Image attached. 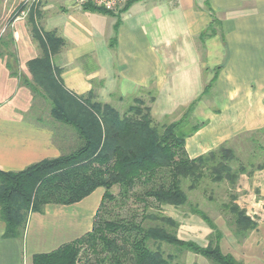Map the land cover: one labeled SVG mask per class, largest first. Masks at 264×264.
I'll use <instances>...</instances> for the list:
<instances>
[{
  "label": "crops",
  "instance_id": "1",
  "mask_svg": "<svg viewBox=\"0 0 264 264\" xmlns=\"http://www.w3.org/2000/svg\"><path fill=\"white\" fill-rule=\"evenodd\" d=\"M21 1L0 0L2 172L56 158L68 145L62 128L56 135L41 122L45 105L37 106L23 84L31 79L27 63L39 49L25 17L8 22ZM205 1L137 0L112 15L85 12L73 0H38L36 6L40 27L64 40L52 61L61 70L63 87L74 95L91 91L95 101L114 107L138 93H152L148 107L159 122L198 99L219 68L192 112L200 127L185 139V151L194 159L264 129V0H209V8ZM212 16L218 22L215 33L202 36ZM95 191L78 203L31 213L21 239L5 238L0 220V264H32L34 255L90 231L103 193ZM237 191L238 204L261 221L234 250L222 252L243 264H264V169L242 177Z\"/></svg>",
  "mask_w": 264,
  "mask_h": 264
},
{
  "label": "trees",
  "instance_id": "2",
  "mask_svg": "<svg viewBox=\"0 0 264 264\" xmlns=\"http://www.w3.org/2000/svg\"><path fill=\"white\" fill-rule=\"evenodd\" d=\"M134 1L137 0L128 2L123 10ZM205 4L209 8V0ZM36 5L23 2L8 22L25 13L39 56L27 63L31 79L23 84L33 98L40 97L46 103L41 110V122L53 128L56 135L57 128H62L68 145L56 158L18 172L0 171L3 236L21 239L31 213H42L46 205L78 203L101 188L103 193L91 230L51 252L34 255L32 264H184L180 257L185 253L202 257L209 264H243L222 252L220 229L188 197L191 192H205L206 184H225L227 201L219 207L229 218L226 225L238 244L261 221L257 213L249 215L238 204L237 189L242 177L264 169V129L243 134L194 159L188 158L185 151V139L200 127L193 122L192 112L211 90L219 68L201 96L178 111V118L166 116L163 120L168 121H155L149 107L139 98L119 113L111 104L95 101L91 91L77 96L63 87L61 70L52 59L63 48L64 40L55 31L40 27ZM81 8L85 12L113 14L91 4ZM217 23L212 16L202 36L213 35ZM114 42L113 38L111 47ZM9 69L12 76H18ZM153 100L152 95L149 102ZM66 126L73 131V147ZM242 150L248 151L245 159L240 158ZM114 187H118L116 196L112 193ZM130 200L131 208L135 204L141 207L132 209L128 217L106 207L111 203L122 207ZM166 206L188 208L190 214L198 216L210 230L206 245L178 238L179 223L163 213ZM262 211L264 214V204Z\"/></svg>",
  "mask_w": 264,
  "mask_h": 264
},
{
  "label": "rangeland",
  "instance_id": "3",
  "mask_svg": "<svg viewBox=\"0 0 264 264\" xmlns=\"http://www.w3.org/2000/svg\"><path fill=\"white\" fill-rule=\"evenodd\" d=\"M23 2L26 5L30 6L34 2L37 3L38 0H22L19 3V5L22 4ZM3 16L4 14H0V21L2 20ZM126 16L127 15L125 14L124 17L126 18ZM151 97H152V93H148L147 95L138 93V95L132 98L130 97V98L124 99L122 102L118 103L114 107L118 110L119 113H123L129 106L133 104V101L135 98H139L143 100L145 102V105L148 106L150 103L149 100ZM35 98H36V103L38 104L37 106H39V104L40 105L44 104L46 106V103L43 99H41L40 97H35ZM39 115H41V110L39 111ZM180 115L181 114H178V116L176 117L178 118ZM172 119L173 118H171V120ZM163 121H168V120L165 119L159 122H163ZM66 128L70 130V131L66 130V132H68V134L71 135V141H72L71 144L73 147L74 139H75V137L72 136L73 131L67 126ZM247 152H248L247 150L240 151L239 153L240 158L245 159ZM260 154L262 155V153ZM238 184H240V182H238ZM206 185L207 186H206L205 192H202L201 190V191H197L193 193L192 192L188 193L189 200L193 204H198L199 208L203 210L206 214H208L210 219L220 229L222 233V239L220 242L221 248L224 251L234 250V248L237 247L238 243L236 242V239L233 237L230 231V228L226 225V222L229 221L228 220L229 218L227 217V215L223 214V211L219 207L221 202L227 201V196H228L227 187L225 184H220V185L206 184ZM95 192H97L95 194L98 195L100 192L102 193L103 190L99 188ZM112 193L116 196L118 194V187L112 188ZM238 194H240V192H238ZM131 203H133L132 200L128 201V203L122 207L113 206L114 204L112 203L108 204L106 207L108 209H111L112 212L121 215L122 217H128L129 214H131L132 209L140 210V207H141V204H135L134 208H131V205H130ZM150 209H152V207ZM162 211L164 214L173 218L179 223V227L177 229L178 238L183 239V240H192V241L197 242L200 245H206L207 236H208V233H207L208 228L198 216L190 214L188 211V208L176 209L171 206H166L162 208ZM247 212L249 215L253 216L252 210L247 209ZM163 249L166 251H169L166 246H163ZM180 259L184 264H209L202 257L196 256L192 253L182 254Z\"/></svg>",
  "mask_w": 264,
  "mask_h": 264
},
{
  "label": "built area",
  "instance_id": "4",
  "mask_svg": "<svg viewBox=\"0 0 264 264\" xmlns=\"http://www.w3.org/2000/svg\"><path fill=\"white\" fill-rule=\"evenodd\" d=\"M74 3L78 6H83L86 4H91L97 8H101L107 12L116 13L118 12L125 4L131 0H73ZM21 17H25V13L20 14Z\"/></svg>",
  "mask_w": 264,
  "mask_h": 264
}]
</instances>
